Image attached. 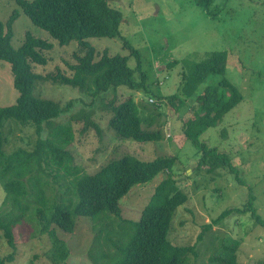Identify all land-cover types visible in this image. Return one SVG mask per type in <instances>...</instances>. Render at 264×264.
Listing matches in <instances>:
<instances>
[{"label": "rangeland", "instance_id": "1", "mask_svg": "<svg viewBox=\"0 0 264 264\" xmlns=\"http://www.w3.org/2000/svg\"><path fill=\"white\" fill-rule=\"evenodd\" d=\"M109 5L122 14L119 35L90 37L87 41L98 52L106 49L111 55L129 53L123 47L124 41L129 42L140 54L142 69L147 74V90H132L124 83L93 95L91 83V89L81 91L51 80L34 82L35 96L62 106L70 102V108L50 122L54 126L71 121L74 138L67 149L73 159L68 171L49 165L52 167L47 170L34 171L33 180L31 174L24 176L27 193L21 202H27L29 208L23 209L25 216L12 229L14 249L0 231V256L12 255L7 264H54L50 252L53 242L41 231L44 216L41 218L38 210L50 213L54 204L73 208L77 199L75 185L81 175L92 174L109 160L130 154L144 161L174 156L175 163L170 171H161L149 181L131 186L118 201L122 218L137 221L154 187L170 175L188 196L176 208L167 234L173 246H194L182 264H219L213 258L220 256L226 241H238L237 264H264V226L256 222L248 206L250 203L264 219V0H213L209 13L193 0H109ZM14 9L19 12L12 25L14 48L21 45L26 32L53 44L43 52L47 62L33 63L32 71L41 75L57 71L71 75L69 66L76 62L73 53L81 54L77 42L60 45L47 31L33 24L15 0H0V20L5 23ZM211 51L226 52L224 71L209 74L194 95L225 78L236 87L241 100L199 136L207 147L224 151L234 167L233 171L219 167L209 173L206 167L197 166L201 152L181 130L182 121L192 114L196 101L190 96L182 109L176 110L167 96L176 92L179 97H183V92L185 95L182 72L201 62ZM174 60L177 63L169 66ZM135 64L131 57L129 65ZM9 66L0 61V105L12 104L18 95ZM134 77L138 79V72ZM127 98L153 113L154 124L142 123L141 129L160 130V140L140 142L116 136L108 125L112 113L107 104ZM90 122L96 123L99 130ZM0 129L6 137L3 150L10 154L17 149L31 151L38 138L46 137L49 127L37 135L32 126L7 119ZM12 175L7 173L5 180L12 179ZM2 183L1 179L0 213L20 211L10 201L2 202ZM225 210L230 211L214 223L213 219ZM112 220L110 215L96 221L80 216L71 233L50 227H55L56 237L66 244L68 264H102L108 259L96 262L92 256L97 250L116 253L114 246L107 247L103 239L106 235L114 238L113 229L120 228V222L111 223ZM127 232L128 227L123 231L124 237Z\"/></svg>", "mask_w": 264, "mask_h": 264}, {"label": "trees", "instance_id": "2", "mask_svg": "<svg viewBox=\"0 0 264 264\" xmlns=\"http://www.w3.org/2000/svg\"><path fill=\"white\" fill-rule=\"evenodd\" d=\"M15 2L33 24L47 31L60 45L75 40L81 54L73 53L76 62L69 66L71 75L60 71L46 75L35 73L32 71V64L47 62L43 52L53 47L52 42L26 32L21 45L14 48L11 45L12 25L19 12L14 9L5 23L0 20V61L10 65L12 84L18 92L12 104L0 105V127L7 119L32 126L37 135H41L43 130L49 127L46 137L38 138L36 146L31 151L17 149L10 154L3 150L6 137L0 129V180H3L4 192L2 202L10 201L11 205L20 208L17 212L0 213L2 237L13 249L15 243L12 229L25 216L23 209L26 208L27 211L29 208L27 202H21L27 193L24 176L32 175L36 170H47L52 167L49 165H53L58 171H68L73 159L67 149L74 138L71 121L54 126L50 122L52 118L67 111L70 102L62 106L51 99L35 96L34 82L37 79L51 80L77 87L81 91L86 87L91 89L88 85L91 83L93 88L90 94L93 95L106 92L110 87L115 89L124 83L132 90H147L145 87L147 74L142 69L140 54L129 42H123V47L129 53L111 55L106 49L98 52L87 41L90 37L119 35L122 14L118 9L110 7L109 0H15ZM193 2L209 13L208 7L213 0ZM131 57L135 60V66L129 65ZM225 60V51H211L201 62L194 63L188 71L182 72L181 84L185 95L183 92V97H179L176 92L167 96L168 103L176 110L182 109L185 99L190 96L196 101V108L192 109V114L182 121L181 130L184 137L201 152L197 166L206 167L205 171L209 173L219 167L233 171L234 167L224 151L217 150L216 147H207L200 141L199 136L234 107L241 100V95L225 78L220 79L215 85H207L198 94L194 93L209 74L223 73ZM176 63L177 60H174L168 65ZM135 72H138V79L134 77ZM107 106L112 113L108 125L116 136L140 142L161 139L160 130L141 129L142 123L151 126L155 120L153 113L147 111L145 105L139 106L133 99L127 98L117 104L109 101ZM154 112L160 115L158 111ZM183 113L184 111L182 115ZM90 124L99 130L96 123ZM174 163V156L144 161L125 154L109 160L96 172L83 174L77 179L75 185L77 199L73 208L66 209L54 204L50 213L38 210L41 218L44 216L41 231L47 233L53 242L50 252L54 264H68L66 261L68 249L64 241L56 237L55 227L71 233L76 226L77 217H87L96 221L107 215L113 217L111 223H114V220L120 222L118 224L120 228L113 229L114 238L110 239L107 235L103 237L106 246L113 245L116 253L111 255L108 251L97 250L92 260L97 262L108 259L102 264H182L184 257L193 251L194 246H173L167 239L176 208L188 199L187 194L177 186L172 176L167 175L154 187L137 221L122 218L118 204L119 199L132 185L147 182L161 171H170ZM10 170L15 173L9 172ZM7 173L13 174L12 179L9 177L5 180ZM32 177L34 176H31V180ZM248 206L256 222L264 226V219L255 213L250 203ZM229 211L221 212L213 222H219ZM102 214L105 215L102 217ZM51 225L55 227H50ZM127 227L128 234L124 237L123 231ZM237 246L238 241L223 242V252L213 260L216 262L219 260V264H237ZM11 260V254L0 256V264H7Z\"/></svg>", "mask_w": 264, "mask_h": 264}]
</instances>
